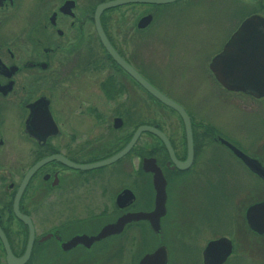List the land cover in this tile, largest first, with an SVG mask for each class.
I'll return each mask as SVG.
<instances>
[{"label":"flooded vegetation","instance_id":"obj_1","mask_svg":"<svg viewBox=\"0 0 264 264\" xmlns=\"http://www.w3.org/2000/svg\"><path fill=\"white\" fill-rule=\"evenodd\" d=\"M102 1L0 0V264H122L126 258L125 264H137L157 248L166 264L188 248L203 264L204 247L219 238L230 244L221 264L250 261L253 249L264 264V176L244 161L247 156L264 168V94L230 90L215 78L209 64L228 38L193 67L185 64V55L200 54L190 48L200 38L153 31L162 15L158 8L168 3L111 8L139 7L133 16L115 17L114 32L105 17L110 10L100 12L99 26L132 75L97 35L94 8ZM174 1L182 13L199 10L194 18L203 21L264 17V0L252 1L255 10L243 0ZM145 15L150 20L139 27ZM138 78L179 105L184 116ZM200 83L214 100L211 112L225 105L235 131L198 114L209 96L189 88ZM179 87L186 94L171 90ZM139 99L166 109L164 129L149 124L162 137L142 131L114 157L139 125L125 126L136 120ZM250 181L258 185L256 197L249 196ZM217 182L242 184L225 225L212 206L199 202ZM157 191H163V203L155 209ZM254 203L263 204L260 232L247 214ZM125 216L130 220L122 223ZM219 223L225 232L216 231Z\"/></svg>","mask_w":264,"mask_h":264},{"label":"water","instance_id":"obj_2","mask_svg":"<svg viewBox=\"0 0 264 264\" xmlns=\"http://www.w3.org/2000/svg\"><path fill=\"white\" fill-rule=\"evenodd\" d=\"M174 0H105L98 3L94 8V23L97 35L102 46L107 53L117 63H120L126 70H130L129 66L118 57L112 46L109 44L101 27L98 23V16L101 11L114 8L115 6L131 3V2H150L154 4L170 3ZM68 4H65L67 8ZM150 20L149 15H145L138 20V26L146 25ZM209 68L215 78L227 89L234 91H243L256 97L264 94V17L251 14L243 18L236 29L231 33L224 43L221 51L217 53L210 61ZM131 71L132 75H136ZM129 71V72H130ZM138 81L145 89L153 95L162 104L168 105L176 110L180 115L184 116L182 108L171 102L156 88L147 85L140 78ZM116 123L115 126H118ZM188 128V127H187ZM142 131L153 132L159 137L160 130L153 125L140 124L131 136L129 142L114 157L120 156L126 152L129 145ZM111 159L96 163L97 165L108 162ZM244 161L251 172L257 176H264V168H262L254 159L244 156ZM95 164V165H96ZM92 167L93 165H87ZM163 191L156 193L155 209L160 208L163 203ZM158 204V206H157ZM263 204L254 203L249 206L247 214L250 217L251 226L257 231L259 230V211ZM146 216V215H143ZM122 223L130 220L129 217H123ZM230 252V244L224 238L210 241L203 249V264H221ZM137 264H166V254L161 248H157L152 252L144 254Z\"/></svg>","mask_w":264,"mask_h":264},{"label":"rangeland","instance_id":"obj_3","mask_svg":"<svg viewBox=\"0 0 264 264\" xmlns=\"http://www.w3.org/2000/svg\"><path fill=\"white\" fill-rule=\"evenodd\" d=\"M95 1V0H93ZM247 4H244L245 7H248L250 10H255V7L253 5L255 4L252 2L253 0H243ZM224 5H230L229 1H224ZM220 4V3H218ZM244 7V8H245ZM220 9V8H219ZM110 11L106 12L105 17L107 20V23H109L110 26V32H114L116 26L115 25V17H120V13H123L125 16H133L137 12H139V7L130 9L129 7H118L116 9H109ZM223 10V8L221 9ZM231 10V8L229 9ZM233 10V9H232ZM158 12H160L161 18H159V21L157 24L154 25L153 31L154 32H181L185 34H189L193 37L200 38L199 42L193 44L190 48H199L200 54H191V55H185L183 57V62L185 64H189L191 67H193L197 60H200L201 57H207L210 56L213 51H216L220 48L222 43L230 36V34L234 31V29L238 26L241 18L244 16L242 15L241 18H237L234 16V18H224L223 20H212V21H203L199 18H194L196 14H201L200 11L197 9H191L189 11H186L185 13H182L181 10H179V3L178 1H174L172 3H168L164 5L163 7H159ZM236 12H239L238 9L235 8ZM121 14V15H123ZM237 15V14H236ZM158 16V15H157ZM239 16V15H238ZM159 17V16H158ZM160 22L164 23L162 27H160ZM188 36V35H187ZM200 44V45H199ZM159 90H164L161 86H157ZM187 88H171V90L174 92L176 96H180L181 91ZM189 89H193V94H205L209 96V93L204 88V85L200 83L197 86H193ZM169 90V89H168ZM182 94H186L183 93ZM197 96V95H196ZM183 97V96H182ZM196 99V98H195ZM205 104H201V112L200 116H203L206 118V120L210 123V120H214V123L221 128L223 131H235L233 129V125H229L227 120V112L224 109L225 105L219 106L220 112H211V103H214L213 99L209 96L205 98ZM215 104V103H214ZM198 106V107H197ZM197 108H199V104L196 105ZM224 109L222 116L220 115L221 111ZM65 120L68 119L66 114H63ZM166 109L163 107L162 104L159 102H151L149 100L139 99V102L137 104V115L136 120H127L126 127L131 128L134 126V123L137 122L140 124L149 125L153 122L159 123V126L164 129L163 125L164 119L166 118ZM212 116V118L210 117ZM198 117V116H197ZM202 119L201 117H199ZM205 120V119H203ZM203 127H205L202 124ZM222 159H226L225 156H222ZM213 185V184H212ZM242 184H231L227 182H217L215 183V187L212 188L207 194L205 192L202 193V196L199 197L200 205H203L204 207L212 206L214 210H216V213H218V219L222 221V223L225 225L227 223L228 218V212H230V209L233 207V198L235 197V192L237 190H241ZM257 184L252 183L250 181V197H256L255 194L258 192ZM253 188V189H252ZM252 199V198H251ZM236 200V199H235ZM232 205V206H231ZM224 225H219L216 227V231L225 232L226 229ZM205 235V234H204ZM207 236V234H206ZM253 248V246H251ZM127 250V248H126ZM130 251V250H127ZM186 253L182 256L180 260H175L174 264H196V251L193 248H188L185 250ZM253 251L257 252L253 249ZM251 253V258L248 261L246 259H238L236 262L232 264H244L245 262H249L250 264H258L260 262L259 255H254V252ZM126 255L129 252H125ZM124 257V254H123ZM127 260V258H126ZM126 260H122V264L126 263ZM245 263V264H246Z\"/></svg>","mask_w":264,"mask_h":264}]
</instances>
